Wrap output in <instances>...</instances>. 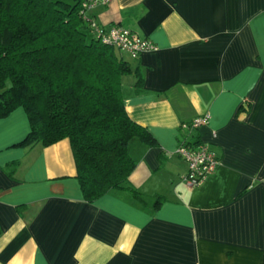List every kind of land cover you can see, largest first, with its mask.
I'll return each instance as SVG.
<instances>
[{
    "label": "crops",
    "instance_id": "1",
    "mask_svg": "<svg viewBox=\"0 0 264 264\" xmlns=\"http://www.w3.org/2000/svg\"><path fill=\"white\" fill-rule=\"evenodd\" d=\"M88 15L158 46L118 51L125 111L155 139L129 145L142 199L85 200L69 140L20 145L17 107L0 118V264H264V0H109ZM183 140L220 159L200 186L183 181Z\"/></svg>",
    "mask_w": 264,
    "mask_h": 264
},
{
    "label": "trees",
    "instance_id": "2",
    "mask_svg": "<svg viewBox=\"0 0 264 264\" xmlns=\"http://www.w3.org/2000/svg\"><path fill=\"white\" fill-rule=\"evenodd\" d=\"M82 3L0 0V118L25 110L30 129L20 145L67 138L85 200L117 189L141 200L129 184L136 165L129 145L155 139L125 111L121 77L129 62L95 36Z\"/></svg>",
    "mask_w": 264,
    "mask_h": 264
},
{
    "label": "built area",
    "instance_id": "3",
    "mask_svg": "<svg viewBox=\"0 0 264 264\" xmlns=\"http://www.w3.org/2000/svg\"><path fill=\"white\" fill-rule=\"evenodd\" d=\"M108 1L83 0V12H88L98 4L106 5ZM90 28L102 43L111 45L132 58H137L142 52L158 49V46L150 39L119 25H110L105 28L95 21H91ZM209 118V114L195 117L191 121L183 123L182 128L191 133V131L208 124ZM176 153L186 162L187 172L183 181L189 187H197L203 184L220 164L219 157L207 142L183 140L176 148Z\"/></svg>",
    "mask_w": 264,
    "mask_h": 264
}]
</instances>
